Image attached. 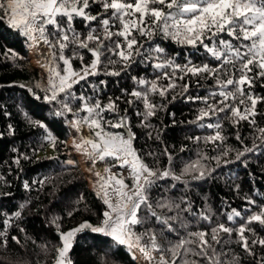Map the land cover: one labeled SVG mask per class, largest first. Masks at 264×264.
I'll list each match as a JSON object with an SVG mask.
<instances>
[{
  "label": "snow or ice",
  "instance_id": "snow-or-ice-1",
  "mask_svg": "<svg viewBox=\"0 0 264 264\" xmlns=\"http://www.w3.org/2000/svg\"><path fill=\"white\" fill-rule=\"evenodd\" d=\"M94 6L100 9L95 15L90 11ZM77 18L83 20L86 34L78 32L74 27L73 22ZM0 22H6L9 29L24 37L29 46L43 41L52 50L53 62L59 60L63 63L62 70L58 65L48 68V87L44 89L43 99L57 105L54 116L64 118L71 113L74 119L69 123L74 129L87 126L92 131L94 139H82V143L75 144L77 151L86 153L93 164L97 161H114L105 169L108 173L106 177L96 174L100 187L97 195L107 206L102 214V221L98 226L84 222L66 233H59L61 246L56 249L55 264H72L68 252L75 235L84 229L110 237L118 245L127 246L129 250H139L151 264H200V261L203 264H239L234 253L229 256V252L224 250L225 244L232 243L240 244L244 251L253 254L244 233L247 229L254 234V230L248 227L253 222L264 226V206H259L258 212H252L251 208L245 209L251 212L248 216H241V211L236 209L228 212L227 220L233 224L235 218L243 220L239 227H227L219 221L212 225L211 210L194 211L193 202L186 192L178 197L169 195L179 191L178 184L187 189L189 181L186 177L202 180L211 176L215 169L208 170L203 163L208 157L199 154L196 161L186 163L181 172L176 174L171 167L172 154L165 148L164 155L168 157V166L161 169L154 159L155 166L150 167L145 162L144 155L134 147L136 135L131 131L127 116H118L115 122L105 118V112L118 113L115 102L110 99L107 105L102 106L98 95H86L75 86L80 85L81 89L86 86L98 94L101 86H106L107 82H93L89 80L90 76H120L137 63L144 65L146 70H154V78L132 77L136 87L130 93L122 90L143 104V110L137 108L136 115L142 117L141 125L150 128L152 125L146 121L162 107L153 103L150 97L159 95L166 98L169 92L178 87L177 80H184L189 75L200 79L212 78L213 90L207 96L189 95L184 99L203 103L204 107L198 110L196 120L191 123L213 129L214 132L206 137L190 139L197 143H223L221 119H231L234 124L248 120L255 125V119L250 117L255 116L256 105L264 101V97L254 95L250 90L253 79L264 78V0H0ZM93 22H97L98 26ZM49 26L51 32L48 31ZM157 33L161 37L160 41L145 47V41H151ZM221 34L227 35L229 39H224ZM163 41H171L182 48L194 50L195 54L203 51L217 64L213 67L206 62L194 63L188 54L185 55V63L180 64L176 59L180 53L167 52L162 46ZM70 46L71 56L66 57L64 52ZM79 50H87L93 60L87 65L82 63L81 69L77 71L72 68L71 59L75 57L83 61ZM7 52L11 53V58H16L11 49ZM117 64L121 65L120 70L115 69ZM109 65L113 66L112 70H109ZM251 66L258 70L255 77L249 75L253 71ZM163 80L168 83H160ZM245 85L249 88L247 93ZM180 88L182 93H187L189 84L185 83ZM73 101L80 102L77 111H73L71 107ZM128 103L131 105L133 101L129 100ZM219 113H224V117L201 123L206 117L218 116ZM31 122L45 129L44 139L55 147L56 140L47 132V126L41 122ZM258 132L264 143V128L258 129ZM148 136L151 138L152 133L149 132ZM236 138L240 141L239 135ZM259 147L253 141L252 147L245 146L242 151L236 152V160L240 161ZM183 150L182 148L181 151ZM228 151L230 150H223L222 155L227 156ZM147 155L155 157L153 152ZM211 159L219 165L221 156H213ZM224 162L227 164L230 161ZM66 163L74 162L68 160ZM113 167L121 170L127 168L131 184L125 182L122 171L113 173ZM169 179L174 183L167 186L158 183ZM24 187H30L27 181L24 182ZM154 187L160 190V195L152 199L151 192ZM246 203L255 205V201L251 199H247ZM185 214L197 225L202 221L212 225L210 233L206 230L190 231L191 225ZM20 215V211L14 213L17 218ZM55 219L52 223H55ZM150 220L158 222L162 237L167 230L178 239L168 241L167 246L158 243L156 230L151 226L144 227ZM2 223L7 225L9 220L6 218ZM137 226L143 231L137 233ZM180 229H183V235L180 234ZM233 231L238 236L236 241L231 239ZM221 232L228 234V239L223 242L218 238ZM4 236L6 233L0 231V237ZM12 239L17 244L20 243L17 237ZM212 242L220 246V251L213 247ZM257 243L264 246V239L252 240V245ZM6 244V239L0 240V245ZM152 251L160 253L158 261L151 256ZM221 256L225 259L222 260Z\"/></svg>",
  "mask_w": 264,
  "mask_h": 264
},
{
  "label": "trees",
  "instance_id": "trees-1",
  "mask_svg": "<svg viewBox=\"0 0 264 264\" xmlns=\"http://www.w3.org/2000/svg\"><path fill=\"white\" fill-rule=\"evenodd\" d=\"M90 11L95 15L100 9L94 6ZM73 23L78 32L87 33L82 19L77 18ZM93 23L98 26L97 22ZM51 30L49 26L48 31ZM221 35L224 39H229L227 35ZM160 39L157 33L151 41H145V47ZM162 46L171 54L180 53L176 58L180 64L185 63L186 54L197 64L206 62L213 67L217 64L203 51L195 54L194 50L182 48L171 41H163ZM8 49L16 54L15 59L11 58ZM49 50L51 53L52 50ZM79 51L83 55V61L75 57L71 59V66L77 71L81 69L82 63L87 65L93 60V56L87 50ZM29 53L30 46L25 38L9 29L6 22H0V231L6 233L0 240L7 241L6 246L0 245V264H55L56 249L61 246L59 233H66L84 222L98 226L103 219V212L107 210L103 199L97 195L98 192L90 188L78 157L68 143L72 133L69 121L74 117L71 113L64 118L53 115L57 105L43 99L44 89L48 84L40 69L31 62ZM56 55L59 56L58 51ZM64 55L71 56V46L65 50ZM57 65L60 70L64 68L61 61L53 62L52 57V66ZM112 67L109 65V70H112ZM251 67L253 71L249 75L255 77L258 70L254 66ZM115 69L120 70L121 65H115ZM155 75L154 70H146L144 65L137 63L133 64L126 74L122 72L120 76L103 74L90 76L89 80L93 82L98 83L100 80L107 82L106 86H101L98 94L86 86L83 89L80 85L75 87L79 91H84L86 95L93 97L98 95L102 106L107 105L110 99L115 102L118 113L105 112V118L115 122L118 116H127L131 131L136 135L134 147L144 155L145 162L150 167L155 166L154 159L161 169L168 166V157L164 155L165 148L172 154L171 167L176 174L181 172L186 163L196 161L199 154L207 156L208 159L203 163L208 170L215 169L211 176L202 180H191L190 177H186L185 179L189 181L187 189L178 184L179 191L171 192L169 195L178 197L186 192L193 202L194 211L211 210L212 225L219 221L227 227H239L243 220L235 218L233 224L227 220L228 212L236 209L241 211V216H248L251 212L245 209L251 208L252 212H258L259 206H264V143L258 132V129L264 128V101L256 105V114L250 117L255 119V125L250 124L248 120L234 124L231 119H221L223 143L219 141L216 144L202 141L197 143L190 138L206 137L213 134L214 130L191 123L196 120L198 110L204 105L200 101L190 102L184 97L207 96L208 92L213 90L214 80L189 75L184 80H177L178 87L169 92L166 98L159 95L150 97L153 103L162 107L154 116L148 118L146 123L152 125L148 128L141 125L142 117L136 115V109L143 110V104L122 90L130 93L136 87L132 77L152 79ZM160 83L167 84L168 81L163 80ZM185 83L189 84V89L187 93H182L180 86ZM81 84L84 82L81 81ZM250 90L254 95L264 97V78L253 79ZM248 91L249 88L245 85V93ZM37 96L41 98L37 99ZM173 96L176 98L173 99ZM129 100L133 101L131 105L128 103ZM79 106V101H73L71 104L73 111H77ZM224 115L219 113L218 116L206 117L201 123L213 122ZM31 121L45 124L47 132L55 138L53 156L47 155V150L52 144L44 139L45 129ZM149 132L152 133L151 138L148 136ZM237 135L240 136V141L237 140ZM253 141L260 147L254 153L246 154L240 161L236 160V152L242 151L245 146L252 147ZM225 149L230 150L227 156L222 155ZM149 152L155 153V157L148 156ZM217 155L221 156L219 165L211 159ZM68 160L74 163H66ZM225 160L230 162L225 164ZM25 181L30 186L27 189L24 187ZM158 183L167 186L174 181L169 179ZM5 193L7 195H4ZM159 195L160 190L154 187L151 198L155 199ZM247 199L255 201V205H248ZM16 211L21 212L18 218L14 216ZM185 216L190 222V231L206 230L210 233L212 225L203 221L197 225L190 216L187 214ZM6 218L9 223L4 225L2 221ZM54 218L55 223H52ZM149 226L156 230L157 241L163 246H167L168 241L178 239L167 230L162 237L159 224L154 220H150L144 227ZM248 227L254 230V234L247 229L244 233L251 246L252 255L244 251L238 243L225 244L224 250L229 252V256L234 253L239 264H264V246L259 243L252 245L253 239L257 241L264 239V226L253 222ZM135 230L137 233L143 231L140 226ZM179 231L181 235L184 234L183 229ZM12 237H17L20 243L17 244ZM218 238L223 242L228 239V234L221 232ZM231 239L233 241L238 239L235 231ZM212 243L213 247L220 251V246ZM153 252L160 256L158 251ZM133 253L126 246L118 245L110 237L84 229L77 233L68 252V258L72 264H105V261L107 264H140L136 255L133 258ZM192 259L199 260L196 257ZM221 259L225 257L221 256ZM200 264H203V261H200Z\"/></svg>",
  "mask_w": 264,
  "mask_h": 264
},
{
  "label": "rangeland",
  "instance_id": "rangeland-1",
  "mask_svg": "<svg viewBox=\"0 0 264 264\" xmlns=\"http://www.w3.org/2000/svg\"><path fill=\"white\" fill-rule=\"evenodd\" d=\"M36 56L43 59L44 63L46 65H44V66H42L40 64H39L40 66L37 65V63L34 61V58H36ZM29 57H30L31 62L36 67H38L40 69L46 83L48 84V68L53 67L52 66V57H51L49 47L46 44H44L43 41H40L38 44H36L34 46H30ZM110 130L111 131H120V130H112V129H110ZM120 132H122V131H120ZM82 139H94L93 133L87 128V126H82L78 130L74 129L72 127V133H71V137H70L68 143H69L70 147L73 149V152L78 157L79 164L86 174L90 188L99 192L100 187H99V184L97 183L98 177L96 174L99 173L100 176L106 177L108 175V173L105 171V169L107 167H110L111 163H114V161H107V160L104 162L97 161L95 164H93L92 161L88 158L86 153H84L83 151H77L76 150L75 144L82 143ZM72 140H75V141L73 142ZM47 155H51V156L54 155L53 146H50L48 148ZM87 164L92 168V170L89 169L88 166H86ZM121 171H122L123 177L125 178V182L131 184V181L128 178L129 177V171L127 168H124L123 170L116 168V167L112 168L113 173H118ZM76 235H75V237H76ZM75 237L73 238L72 246H73ZM130 251L135 253V255L137 256V261L140 264H151L150 261H148L144 258V255L139 250L132 249ZM151 256L156 261H158L160 259V256L157 255L156 253H154L153 251L151 252Z\"/></svg>",
  "mask_w": 264,
  "mask_h": 264
},
{
  "label": "bare ground",
  "instance_id": "bare-ground-1",
  "mask_svg": "<svg viewBox=\"0 0 264 264\" xmlns=\"http://www.w3.org/2000/svg\"><path fill=\"white\" fill-rule=\"evenodd\" d=\"M34 61L37 63V65H42V66H44V65H46L45 63H44V60L43 59H41L40 57H37L36 56V58H34ZM39 65V66H40ZM78 138V137H77ZM73 142L75 141V140H72ZM86 166H88L89 167V169H91L92 170V168L87 164Z\"/></svg>",
  "mask_w": 264,
  "mask_h": 264
},
{
  "label": "water",
  "instance_id": "water-1",
  "mask_svg": "<svg viewBox=\"0 0 264 264\" xmlns=\"http://www.w3.org/2000/svg\"><path fill=\"white\" fill-rule=\"evenodd\" d=\"M124 131V130H123Z\"/></svg>",
  "mask_w": 264,
  "mask_h": 264
}]
</instances>
